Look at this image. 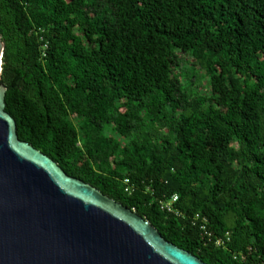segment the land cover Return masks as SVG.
<instances>
[{"label": "trees", "instance_id": "1", "mask_svg": "<svg viewBox=\"0 0 264 264\" xmlns=\"http://www.w3.org/2000/svg\"><path fill=\"white\" fill-rule=\"evenodd\" d=\"M0 37L19 140L202 262L264 264V0H0Z\"/></svg>", "mask_w": 264, "mask_h": 264}, {"label": "water", "instance_id": "2", "mask_svg": "<svg viewBox=\"0 0 264 264\" xmlns=\"http://www.w3.org/2000/svg\"><path fill=\"white\" fill-rule=\"evenodd\" d=\"M4 44L0 37V79ZM0 82V264H206L18 139Z\"/></svg>", "mask_w": 264, "mask_h": 264}, {"label": "built area", "instance_id": "3", "mask_svg": "<svg viewBox=\"0 0 264 264\" xmlns=\"http://www.w3.org/2000/svg\"><path fill=\"white\" fill-rule=\"evenodd\" d=\"M122 184H123V191H125V192H130L132 190L133 186H134L128 180V178H123L122 179ZM176 199H177V196L175 194H172L171 196H169L166 199L159 200V202H158L159 203V207L161 209H165L167 211H171V210H173L172 204L176 201ZM198 218H200V217H198V214L197 213L194 214L193 219L196 220ZM200 219L202 220L203 218H200ZM201 227L203 228V225ZM220 243H222L221 239L216 240V244H220Z\"/></svg>", "mask_w": 264, "mask_h": 264}, {"label": "rangeland", "instance_id": "4", "mask_svg": "<svg viewBox=\"0 0 264 264\" xmlns=\"http://www.w3.org/2000/svg\"><path fill=\"white\" fill-rule=\"evenodd\" d=\"M181 56H183V54ZM189 59H190L189 57H185V55H184L183 57H181V62H180V69H182V71L187 72V74H190V71L186 70V68H188L189 65H190ZM190 68H191V66H190ZM190 70L192 71L193 70V67ZM193 79H195V82L196 83H199V81L202 80L200 82L201 84L199 83V88L200 89L204 88V80L205 79H200V80H197L198 78H193Z\"/></svg>", "mask_w": 264, "mask_h": 264}]
</instances>
